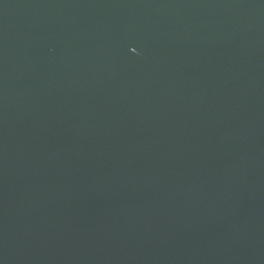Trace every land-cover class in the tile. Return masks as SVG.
<instances>
[{
  "label": "water",
  "instance_id": "obj_1",
  "mask_svg": "<svg viewBox=\"0 0 264 264\" xmlns=\"http://www.w3.org/2000/svg\"><path fill=\"white\" fill-rule=\"evenodd\" d=\"M0 264H264V0H0Z\"/></svg>",
  "mask_w": 264,
  "mask_h": 264
}]
</instances>
